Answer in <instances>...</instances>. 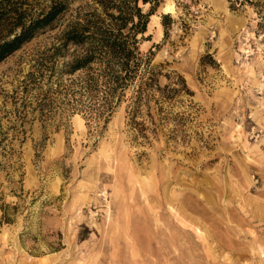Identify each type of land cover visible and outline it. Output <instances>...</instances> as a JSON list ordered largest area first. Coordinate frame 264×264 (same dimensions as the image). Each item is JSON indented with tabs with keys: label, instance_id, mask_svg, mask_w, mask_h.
<instances>
[{
	"label": "rangeland",
	"instance_id": "rangeland-1",
	"mask_svg": "<svg viewBox=\"0 0 264 264\" xmlns=\"http://www.w3.org/2000/svg\"><path fill=\"white\" fill-rule=\"evenodd\" d=\"M251 1L138 2L152 9L140 51L161 85L181 76L193 92L147 140L126 103L97 127L48 95L75 50L51 48L93 0L0 62V264H264V0Z\"/></svg>",
	"mask_w": 264,
	"mask_h": 264
},
{
	"label": "trees",
	"instance_id": "trees-1",
	"mask_svg": "<svg viewBox=\"0 0 264 264\" xmlns=\"http://www.w3.org/2000/svg\"><path fill=\"white\" fill-rule=\"evenodd\" d=\"M73 1L0 0V62L38 33L53 28ZM93 1L95 6L82 16L78 13L61 33V47L51 48V56L69 45L75 50L56 75V88L48 86V95L62 97L97 127L126 103V124L135 137L147 140L156 131V116L169 119L166 106L193 92L181 76L173 84L161 85L162 74L152 64L153 52L140 51L139 36L147 32L152 9L143 13L138 2L152 3L154 8L156 0ZM240 3L258 5L251 0ZM46 70L51 83L55 70L53 66ZM62 74L69 76L66 82Z\"/></svg>",
	"mask_w": 264,
	"mask_h": 264
},
{
	"label": "bare ground",
	"instance_id": "bare-ground-1",
	"mask_svg": "<svg viewBox=\"0 0 264 264\" xmlns=\"http://www.w3.org/2000/svg\"><path fill=\"white\" fill-rule=\"evenodd\" d=\"M167 4V5H166ZM165 5V7L163 8V12L164 13H172L173 12V5H172V3L171 2H167Z\"/></svg>",
	"mask_w": 264,
	"mask_h": 264
}]
</instances>
